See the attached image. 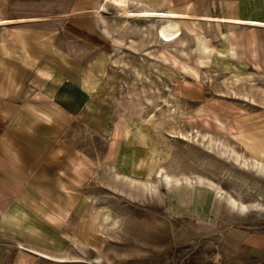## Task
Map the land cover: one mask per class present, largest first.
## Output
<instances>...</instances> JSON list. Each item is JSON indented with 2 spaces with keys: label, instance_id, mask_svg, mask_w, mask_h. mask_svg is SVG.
Here are the masks:
<instances>
[{
  "label": "rangeland",
  "instance_id": "1",
  "mask_svg": "<svg viewBox=\"0 0 264 264\" xmlns=\"http://www.w3.org/2000/svg\"><path fill=\"white\" fill-rule=\"evenodd\" d=\"M99 2L102 17L96 7L74 12L87 22H59V43L68 20L75 60H89L76 69L92 70L91 100L59 132L69 170L59 180L74 177V210L57 233L26 212L27 240L43 249L27 251L54 260L41 264L208 263L226 228L264 231V175L225 154L264 163V71L230 59L224 23L181 22L179 38L167 41L159 21L125 17L152 7L215 16L227 0ZM184 74L204 88L199 105L174 92ZM193 114L236 127L217 131ZM229 194L247 210L230 208Z\"/></svg>",
  "mask_w": 264,
  "mask_h": 264
},
{
  "label": "crops",
  "instance_id": "2",
  "mask_svg": "<svg viewBox=\"0 0 264 264\" xmlns=\"http://www.w3.org/2000/svg\"><path fill=\"white\" fill-rule=\"evenodd\" d=\"M227 1V9L215 16L264 23V0ZM98 2L0 0V264H26L27 256L32 258L30 264L54 261L27 251L43 249L27 240L23 217L29 212L34 223L57 233L59 223H67L74 210V177L66 179V184L59 180L62 174H69L61 166L64 156L59 132L91 100L88 80L92 70L85 65L76 69V64L89 60H75L71 50L74 33L68 20L67 37L59 43V22L66 17L87 22L74 12L97 7L98 16ZM226 25L230 59L264 71V27ZM60 45L67 47L61 55ZM181 78L174 92L199 105L205 97L202 84L194 76ZM213 115L193 114L192 118L211 129L234 132V122ZM53 175L58 182L49 181ZM211 254L208 264H264V231L226 228Z\"/></svg>",
  "mask_w": 264,
  "mask_h": 264
},
{
  "label": "bare ground",
  "instance_id": "3",
  "mask_svg": "<svg viewBox=\"0 0 264 264\" xmlns=\"http://www.w3.org/2000/svg\"><path fill=\"white\" fill-rule=\"evenodd\" d=\"M116 2L122 3L125 2V0H115ZM125 17L128 18H149L153 19V21H159V27H158V34L160 37H162L164 40L167 41H175L179 38L181 34V22H194V21H203L208 24L213 23H236V24H249V25H255V26H263L264 23L258 22V21H246L238 18H232L229 16H214V15H208V14H202V15H194L184 12H177V11H167V10H160V9H153V8H142L140 10H134V11H127L125 12ZM101 16L100 13H98ZM253 27V26H252ZM261 28V27H260ZM210 142V141H209ZM220 147V146H219ZM226 157L230 159H234L235 162L239 166H242L243 168H250L253 169L255 172L260 173L261 175H264V163L257 161V160H248L245 155L231 150L225 151ZM231 154V155H230ZM166 180H168V175L166 173L163 174ZM165 180V181H166ZM170 181V179H169ZM179 181V180H178ZM168 182V181H167ZM227 196V195H226ZM226 202L229 205L230 208H233L234 210H239L241 212L246 211L247 207L242 202L239 203L233 196L229 194L226 198Z\"/></svg>",
  "mask_w": 264,
  "mask_h": 264
},
{
  "label": "built area",
  "instance_id": "4",
  "mask_svg": "<svg viewBox=\"0 0 264 264\" xmlns=\"http://www.w3.org/2000/svg\"><path fill=\"white\" fill-rule=\"evenodd\" d=\"M204 264H208V263H204Z\"/></svg>",
  "mask_w": 264,
  "mask_h": 264
}]
</instances>
